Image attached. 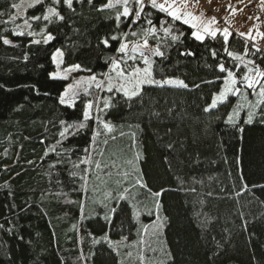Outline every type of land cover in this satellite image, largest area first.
<instances>
[{"label":"trees","instance_id":"obj_1","mask_svg":"<svg viewBox=\"0 0 264 264\" xmlns=\"http://www.w3.org/2000/svg\"><path fill=\"white\" fill-rule=\"evenodd\" d=\"M109 1L0 0V264H264V104L250 123L228 122L240 96L209 108L228 71L248 98L259 93L243 77L264 71V50L235 33L198 40L135 0L117 20L124 7ZM48 7L63 20H44ZM145 40L163 53L153 77L187 88L90 89L60 103L55 51L62 68L103 76L122 43ZM100 100L110 106L98 111Z\"/></svg>","mask_w":264,"mask_h":264},{"label":"snow or ice","instance_id":"obj_2","mask_svg":"<svg viewBox=\"0 0 264 264\" xmlns=\"http://www.w3.org/2000/svg\"><path fill=\"white\" fill-rule=\"evenodd\" d=\"M43 0H35V3H42ZM118 2H122L123 5H125V7L123 8V12L117 15V20H119L120 15L123 16H128L129 13V9L126 6L129 3V0H118ZM135 2L138 5H143L144 0H135ZM151 2V7L158 9L161 12H167V14L169 16H171L173 19H183L185 23H189V20H196L195 16H192L191 14H184V16L181 15L180 13V9L178 7L175 6L174 3H169L168 0H165L164 3H159L158 0H150ZM186 2V0H185ZM53 3H59V0H53ZM65 3L68 4L69 7H71V3L72 0H65ZM89 3H91V0H89ZM33 6L32 4L29 5V7ZM12 8L14 9H19L20 5L13 3L11 5ZM106 8H114L116 7V4H113L110 0V2L108 4L105 5ZM142 11V7L140 9ZM3 13H0V15H2ZM137 15H139V12H137ZM52 16H59V13L56 11L55 8L53 7H48L47 8V13L43 16L44 20H49ZM187 17V18H185ZM59 18L61 20H63L62 16H59ZM12 19L15 20L16 16H12ZM33 19L39 20L40 17H33ZM215 19L213 18V20L211 21V23H215ZM149 24H151V21H149ZM193 27H196L195 24L192 25ZM149 32L155 33V28H150L148 29ZM167 32V30H165ZM204 31L206 33H208L209 35L215 37L216 36V31H210L209 28H204ZM133 35H136V33H133ZM194 35L196 36V39L198 40H202L203 36L200 34L199 29L197 30L196 33H194ZM224 41L225 43H227L228 38L230 33L227 31V29L224 30ZM241 35H246V34H241ZM48 40H51L52 37L48 36L47 37ZM112 39H116V37H112ZM173 39H176V37H173ZM5 43H8L7 40L4 41ZM47 42V41H46ZM38 43V41H37ZM103 43H105L107 45V40L103 41ZM148 46V42L147 40L144 41L143 45H133L131 47V49H129V45L127 43H122L120 45L119 48V52L122 53L125 57H127L128 59H132L135 60L137 55H139L140 59L143 61V64L145 65L144 68H139V67H133L131 68L130 71H128L126 73L125 69L122 67L120 60L117 59H113L111 61V69L110 71L112 73H115V76L113 77L110 74H105L107 75L108 78V83H107V90L109 92H111L113 90V88H116L117 91L122 92L124 94L125 97L131 98L134 97L136 95L139 94L140 90H141V86L144 84H157V85H163V84H168V85H174V86H178V87H184L187 88L188 85L179 79L173 80V79H169L166 81H157L154 80L153 75H152V64L153 61L152 59L145 54V52L143 51L144 48H146ZM225 51H227V54L229 56H233L234 54L231 51H228L227 49H225ZM257 51H259V49H257ZM62 54L60 52H57L56 56L53 57V59L55 60L57 57L61 56ZM152 56H162L163 53L160 51L159 48H156L154 50H152L151 53ZM235 59L238 60H242L243 58L241 56H235ZM125 64H127V60L124 61ZM249 64L252 63V61H248ZM75 68L79 69V65H75ZM219 70L221 72L226 71L225 67L223 64L219 65ZM249 75H245L243 77V80L246 84V86L248 88H254L256 87V85H260V91H259V96H260V100L259 103L264 104V83H261L262 80H264V71L260 70L259 68L256 69H252L249 68ZM95 77L93 76L91 78L90 81H78L77 85H73L70 86L69 90L67 92H65L64 96H62L60 98V103H65L66 102V97H69V92H72V96L69 97L70 100H74L75 96L78 95V93L73 92V89L75 87H77L80 83H88L89 86L91 85V81H95ZM118 81V85L117 84H113V80ZM237 83V80L233 74V72L228 71L227 73V80L225 81V85H224V90L222 92L219 93V95L215 96L212 100L211 103V107L215 108L218 102H222L223 100L226 99L227 94L230 91H234L235 90V85ZM103 85L99 82L96 83V87L97 88H101ZM85 94H87V91L85 92ZM104 106L105 107H109V102L106 100L104 102ZM93 108V104L92 103H88L86 105V110L84 111V119L88 120L90 118V110ZM206 111L208 110L207 108L205 109ZM251 118V117H250ZM229 122H232L233 117L229 116ZM84 125L81 124V127H83ZM104 128L107 129L109 132L112 131L111 126L108 123H104ZM65 133L61 132V136H63ZM97 135H99V133H97ZM97 167H99V165H97ZM137 183L140 184L141 187H145L146 185L143 184L142 180H137ZM127 191V190H126ZM155 196H159L160 193H155ZM122 198V197H121ZM157 208H159V204L157 203Z\"/></svg>","mask_w":264,"mask_h":264},{"label":"rangeland","instance_id":"obj_3","mask_svg":"<svg viewBox=\"0 0 264 264\" xmlns=\"http://www.w3.org/2000/svg\"><path fill=\"white\" fill-rule=\"evenodd\" d=\"M110 2V1H109ZM108 2V3H109ZM111 2L113 4H116V6H121V7H125V5H123L122 2H118V0H111ZM159 3H164L165 0L163 1H159ZM107 3V4H108ZM244 2H242V6L244 8L245 5H243ZM254 6H253V5ZM256 2L255 0H251V3H249L248 7H247V10L249 12H253L256 10L257 6L255 5ZM251 7V10H249L248 8ZM235 23H239L240 21H234ZM245 23V22H244ZM30 23L28 21H19L15 28L21 32V31H25V32H29L32 34V31L30 30V27H29ZM227 29V31L232 34L233 32H231V27H226L224 28V30ZM237 30V29H236ZM235 30V31H236ZM242 31V28H239L238 32H241ZM224 33V31H223ZM223 33H221V35L224 37ZM258 37H260V33H258ZM195 36V35H194ZM48 37V36H47ZM46 37V39H47ZM196 37V36H195ZM6 40V39H5ZM48 40V39H47ZM8 41V40H7ZM124 43H127L129 45V49H131V47L133 45H143V44H134V43H129V42H124ZM156 49L155 46L153 45H150L148 44V46L146 48L143 49V51L145 52L146 55H148L151 59L153 58V56L151 55L152 53V50ZM57 52H60V50H57L55 51V53L52 55V62L54 64V67H55V71L53 73H51V77L52 78H60V79H65L68 81V84L66 85L64 91L62 92L60 98L62 96H64L65 92H67L70 88V86H73V85H77V82L78 81H90L91 78L94 76L96 79L95 81H91V85L89 86L88 83H80L77 87H75L73 89V92H76L78 93V95L75 96V99L74 100H70L69 97L72 96V92H69V97H66V102L63 103V105H67V106H72V104L75 102V100L77 99V97L81 94H84L86 91L90 90V89H95L97 91H101V90H105V91H108L107 90V83H108V78H107V75H103V76H96L94 74H85L81 71V69H77L75 68L74 66L73 67H70V68H62V55L57 57L55 60L53 59V57L56 56ZM62 54V53H61ZM117 60H120L121 62V65L122 67L125 69L126 73L128 71L131 70V68L133 67H139V68H144L145 65L143 64V61L140 59L139 55H137L136 59L135 60H132V59H128L127 57H125L122 53H121V56L117 59ZM127 60V64L124 63V61ZM111 69V66L109 67V70L107 71L106 74H110L112 75L113 77L115 76V73H112L110 71ZM154 78V77H153ZM169 79H173V80H176L175 78H169ZM169 79H164V80H161V79H156L154 78V80H157V81H166V80H169ZM180 80V79H179ZM227 80V76L224 80V83L220 89L219 92L215 93L213 98L217 95H219L220 92H222L224 90V85H225V81ZM99 82L101 83L103 86L101 88H97L96 87V83ZM113 84H117L118 85V81H116L115 79L113 80ZM147 85H151V86H161V85H157V84H144L141 86V89L142 87L144 86H147ZM162 86H168V87H178V86H174V85H168V84H163ZM242 89L240 87L237 86V84L235 85V90L234 91H230L228 94H227V97L226 99L231 96V95H234V96H240V101L238 102L237 105H235V107L232 109L231 111V114L229 116H232L233 117V120L232 122H229V119H228V122L229 123H234V122H237L239 121L240 119H243L246 123H250L254 120V116L257 115V110L258 108L261 106V103H259V100H260V96H259V93L257 95H255V97L251 100L250 98H248V95L247 94H243L241 92ZM114 92H119L116 90V88H113ZM259 91H260V88H259ZM121 94H123L122 92H119ZM241 93V94H240ZM124 95V94H123ZM212 98V100H213ZM225 99V100H226ZM225 100H223L222 102H224ZM103 100H100L99 102V106L96 108L99 110L102 109V107L104 106V103H102ZM212 103V101H211ZM211 103L209 104V108H212L211 107ZM221 103V102H218L217 105ZM62 104V103H61ZM216 105V106H217ZM86 110V108H85ZM90 117H91V110H90ZM251 117V118H250ZM229 118V117H228Z\"/></svg>","mask_w":264,"mask_h":264},{"label":"crops","instance_id":"obj_4","mask_svg":"<svg viewBox=\"0 0 264 264\" xmlns=\"http://www.w3.org/2000/svg\"><path fill=\"white\" fill-rule=\"evenodd\" d=\"M168 2L174 3L180 9L182 16L191 14L196 17V20H189V23H185L183 19L178 20L191 27L194 33L199 29L203 38L209 35L204 31L206 27L210 31L221 34L228 26L231 27V32L264 50V0H255L257 8L253 12L247 10L251 0H186V2L185 0H168ZM242 2H244V8ZM213 18L216 21L214 24L211 23ZM193 24L196 27H193ZM239 28H242L241 32H238ZM242 33L246 35H241Z\"/></svg>","mask_w":264,"mask_h":264},{"label":"built area","instance_id":"obj_5","mask_svg":"<svg viewBox=\"0 0 264 264\" xmlns=\"http://www.w3.org/2000/svg\"><path fill=\"white\" fill-rule=\"evenodd\" d=\"M149 1H150V0H144V2H143V5H142V6H145L146 4H148V3H149ZM252 5H253V4H252ZM253 6H254V5H253ZM248 9H249V10H251V7H249Z\"/></svg>","mask_w":264,"mask_h":264}]
</instances>
